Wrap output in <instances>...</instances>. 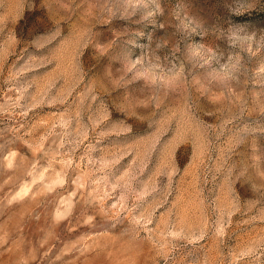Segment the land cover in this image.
Masks as SVG:
<instances>
[{
	"label": "rangeland",
	"instance_id": "1",
	"mask_svg": "<svg viewBox=\"0 0 264 264\" xmlns=\"http://www.w3.org/2000/svg\"><path fill=\"white\" fill-rule=\"evenodd\" d=\"M0 264H264V0H0Z\"/></svg>",
	"mask_w": 264,
	"mask_h": 264
}]
</instances>
